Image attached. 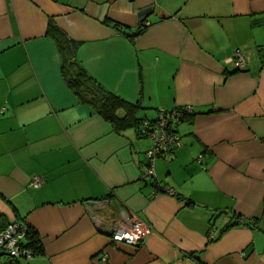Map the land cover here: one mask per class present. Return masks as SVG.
Wrapping results in <instances>:
<instances>
[{
	"label": "crops",
	"instance_id": "crops-1",
	"mask_svg": "<svg viewBox=\"0 0 264 264\" xmlns=\"http://www.w3.org/2000/svg\"><path fill=\"white\" fill-rule=\"evenodd\" d=\"M56 31L137 122L192 108L155 180L141 125L67 86ZM263 201L264 0H0V212L42 251L15 264H264ZM123 209L149 227L136 248L105 232Z\"/></svg>",
	"mask_w": 264,
	"mask_h": 264
},
{
	"label": "built area",
	"instance_id": "built-area-1",
	"mask_svg": "<svg viewBox=\"0 0 264 264\" xmlns=\"http://www.w3.org/2000/svg\"><path fill=\"white\" fill-rule=\"evenodd\" d=\"M232 66L239 69L244 64V58L237 52L235 58L231 60ZM193 112L190 106L177 108L170 111L164 109L157 110V116L154 122L142 121L141 129L145 138L153 142L152 149L147 152V168L143 172L141 179L155 180L154 163L155 160L164 154L180 146V138L176 133L170 132L173 125H178L184 116ZM42 179L34 177L30 187L37 189L41 186ZM158 191L173 195L172 190H167L158 185ZM100 205L105 208L107 202ZM119 217L112 225L106 228L110 241L115 245L124 244L133 248L138 247L146 238L149 227L130 216L126 210H120ZM97 230L103 231V222L93 221ZM27 225L23 222H12L3 231L0 232V264H15L18 261L32 260L35 255L32 250L26 248ZM213 230L209 233V239L214 240Z\"/></svg>",
	"mask_w": 264,
	"mask_h": 264
},
{
	"label": "trees",
	"instance_id": "trees-1",
	"mask_svg": "<svg viewBox=\"0 0 264 264\" xmlns=\"http://www.w3.org/2000/svg\"><path fill=\"white\" fill-rule=\"evenodd\" d=\"M141 32L142 29H140L138 34H140ZM53 39L55 41L56 49L61 58L62 77L69 89L74 93L75 96H77L80 102L92 107L99 116H101L104 120L111 124L115 131H119L128 126L137 124L141 125L142 120L137 122L134 119V112L133 110H131L128 104H124L125 102H123L121 99L104 90L99 84L92 80L77 64V62L74 60V54L77 50L78 45L69 42L63 35H61L57 31L54 33ZM120 108L127 109L128 116L124 119H117V117L115 116V112ZM191 115H193V112L189 115L184 116L181 122L185 117ZM149 122H154V120ZM176 126L177 125H173L169 129V131L175 133ZM141 131L142 129L140 128L139 133L141 134V136L145 137ZM9 224L10 222L7 217L0 212V232L3 231ZM27 229L28 231L26 235L25 247L32 250L35 257H37L42 254L41 247L39 246L36 234L31 231L28 226Z\"/></svg>",
	"mask_w": 264,
	"mask_h": 264
}]
</instances>
